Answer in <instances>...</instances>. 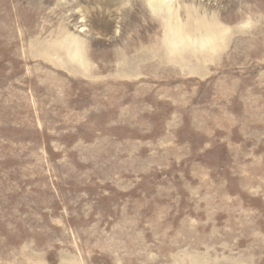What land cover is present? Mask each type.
Returning <instances> with one entry per match:
<instances>
[{"label": "rangeland", "instance_id": "obj_1", "mask_svg": "<svg viewBox=\"0 0 264 264\" xmlns=\"http://www.w3.org/2000/svg\"><path fill=\"white\" fill-rule=\"evenodd\" d=\"M0 264H264V0H0Z\"/></svg>", "mask_w": 264, "mask_h": 264}, {"label": "bare ground", "instance_id": "obj_2", "mask_svg": "<svg viewBox=\"0 0 264 264\" xmlns=\"http://www.w3.org/2000/svg\"><path fill=\"white\" fill-rule=\"evenodd\" d=\"M156 9H159V8H156ZM71 43L75 46V51L76 53H74L72 55V59H76L77 61H80L81 62V59H82V56H81V51H79L80 47H81V42L77 41V40H73L71 41Z\"/></svg>", "mask_w": 264, "mask_h": 264}]
</instances>
